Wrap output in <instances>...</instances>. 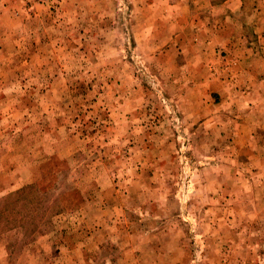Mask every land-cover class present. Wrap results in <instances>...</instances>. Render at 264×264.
Returning <instances> with one entry per match:
<instances>
[{"label": "rangeland", "instance_id": "rangeland-1", "mask_svg": "<svg viewBox=\"0 0 264 264\" xmlns=\"http://www.w3.org/2000/svg\"><path fill=\"white\" fill-rule=\"evenodd\" d=\"M168 1L0 0V263L264 264V95Z\"/></svg>", "mask_w": 264, "mask_h": 264}, {"label": "crops", "instance_id": "crops-1", "mask_svg": "<svg viewBox=\"0 0 264 264\" xmlns=\"http://www.w3.org/2000/svg\"><path fill=\"white\" fill-rule=\"evenodd\" d=\"M206 1H208L210 7L215 2V0H196V7H194L196 16L206 14V12L210 15L212 11L216 10L214 8L212 10L211 8H203L201 4ZM188 7L193 9L192 6ZM186 8L184 0H174L168 1L167 9L164 7L162 11L170 12L169 16H182L187 11ZM220 9L225 18V23H223L225 25L224 35H209L207 40L210 41V44L226 47L230 53L224 76L226 82H228V87H231L235 92L240 90L239 93L244 89V95H250L253 92L252 87H254L258 89V94L264 95V0H224ZM239 13H242L245 17L240 19V25ZM247 15L257 18L254 25L250 24ZM233 16L235 18L232 19ZM211 18L208 22L206 20L208 23L206 29L208 28L213 32L214 27H217L214 26L217 19L212 18L211 20ZM179 19L176 18L177 23L181 22ZM249 25L253 28L252 33L248 31ZM239 27L242 33L237 32Z\"/></svg>", "mask_w": 264, "mask_h": 264}, {"label": "trees", "instance_id": "trees-1", "mask_svg": "<svg viewBox=\"0 0 264 264\" xmlns=\"http://www.w3.org/2000/svg\"><path fill=\"white\" fill-rule=\"evenodd\" d=\"M40 187H42V186H40ZM37 188V187H36ZM38 189V188H37ZM43 189V188H42ZM40 190V189H39ZM41 191V190H40ZM67 195H64L63 196V201H64V203L67 201ZM70 205V203H66V206L68 207Z\"/></svg>", "mask_w": 264, "mask_h": 264}]
</instances>
